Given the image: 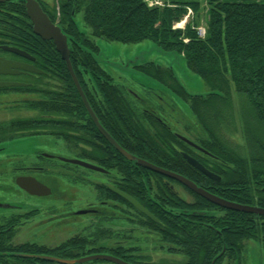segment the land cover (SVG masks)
<instances>
[{"label": "flooded vegetation", "instance_id": "flooded-vegetation-1", "mask_svg": "<svg viewBox=\"0 0 264 264\" xmlns=\"http://www.w3.org/2000/svg\"><path fill=\"white\" fill-rule=\"evenodd\" d=\"M10 1L24 3L26 7L25 0ZM38 1L51 17L58 0H53L55 3L52 0ZM57 8L56 20L51 19L62 27L60 5ZM31 25L34 32L33 23ZM76 26L79 28L78 23ZM79 31L81 35L65 31L69 35L70 49H79L78 41L85 33ZM10 36L8 30H0V58L12 61L10 65L0 64V83H10L0 86V264H119L103 258L79 260L97 254L113 255L134 264L186 262L188 255L182 247L188 245L189 241L182 239L183 225L190 223L197 226V222L211 225L216 212L220 215L224 211L219 208L222 206L216 204L218 208H197L195 203L199 194L178 179L135 163L121 152L124 158H119L112 150L104 153V149L109 150L111 146L117 148L99 123L131 153L133 148H143V144L151 139H156L155 142L168 139L172 148L178 149L187 161L184 153L200 162V158L206 162H211V157L217 159V154L210 150L212 141L209 139L213 136L209 138L210 133L206 136L205 131L199 134L198 122L191 119V123L188 122L186 114L179 116L175 111L177 100L171 95L137 81H131L136 83L134 87L119 83L112 70L100 60L82 65L79 76L75 71L94 111L93 115L73 78L71 81L60 77L40 79L39 74L46 73L47 69L39 66L36 56L29 52L33 59L8 50L10 47L26 49L9 39ZM50 41L53 43L50 49H58L54 41ZM93 42L96 45L85 49H95L94 52L99 54L102 50L100 42ZM161 47L166 51H175ZM30 65L42 72L30 70L27 68ZM132 68L151 76L186 101L196 95L187 90L173 66L149 60L136 62ZM72 81L81 102L70 93L73 90ZM17 82L20 84H14ZM41 82H46L47 87L42 90L35 88ZM21 87L35 89L23 91L19 89ZM137 88L142 89L143 93ZM24 93L34 95L25 97L22 95ZM40 101L51 102L52 108H38ZM63 101L70 102V106L60 108ZM34 102L38 104L32 107L31 103ZM22 108L27 112L22 113ZM193 114L199 119L202 114L203 120L205 117L208 121L215 119V115L210 119L209 115L204 116L195 109ZM23 118L34 119L33 125H9ZM61 147L65 150L56 151ZM9 153L17 154L20 163L9 166ZM146 160L187 176L181 172L178 165L184 163L178 158H163L159 162ZM164 163H176L179 169L167 167ZM202 163L208 167L204 161ZM137 177L139 181L146 182L150 193V200L146 204L148 207L144 206L158 221L119 192L138 200L137 190L141 191L142 188H136ZM85 191H91L93 195L89 197ZM185 211L209 212V215H191ZM145 216L160 223V227L154 229L152 224L146 222ZM158 216L166 221H161ZM169 233L170 238L167 237ZM224 244L218 253L222 258L220 264H224L227 255V264H231L229 254L235 250L234 264H247L242 248ZM198 245L206 244L200 241ZM228 251L229 254L225 255ZM47 256L75 262H60L45 258Z\"/></svg>", "mask_w": 264, "mask_h": 264}, {"label": "trees", "instance_id": "trees-1", "mask_svg": "<svg viewBox=\"0 0 264 264\" xmlns=\"http://www.w3.org/2000/svg\"><path fill=\"white\" fill-rule=\"evenodd\" d=\"M172 1L177 5L174 7L150 6L145 0H58L53 6L51 17L54 21L56 20L57 5H60L62 12L60 23L63 30L81 35L74 15L83 8L84 20L92 27V34L123 42H138L150 38L167 49L184 53L188 67L199 74L213 89L212 91L220 90L228 100L232 99L234 91L244 97L248 106L246 109L248 111L244 110L243 113L246 123L244 135L247 150L223 140L221 131L217 129L220 127L215 128L217 130L208 128L213 136V141L209 139L212 141L210 150L218 157L217 159L211 157V162L200 159L221 175L220 181L211 179L191 165L178 149L172 148L168 139L158 142H155L156 139H151L143 144V148L136 146L132 152L157 162L163 158L174 160L178 158V161L184 163L178 165L181 172L208 190L232 201L264 206V2L208 0L206 36L201 37L197 29L192 27L191 22H188L185 30L173 28L174 21H179L183 17L187 6L199 11V1ZM195 23L199 24L200 19ZM31 24L32 21L26 13L24 3L16 4L10 0L0 2V30L11 32L12 36L8 38L26 48L24 50L36 56V63L47 69L46 73L39 74L38 77L40 79L60 77L71 81L72 77L61 53L57 49H50L53 46L52 41L35 34ZM71 37L75 40L74 36ZM81 37L78 41L79 49H71V61L78 76L82 65L98 62L95 58V49H85L96 45L94 40L86 33H83ZM70 84L73 88L70 93L76 95L78 102H81L73 81ZM37 87L42 90L47 85L41 82L35 88ZM35 88L21 87L19 89L25 91ZM214 94L215 92L195 95L193 98L196 99L197 108H205L204 104H201L202 101L209 105V100H217L219 96ZM37 104L38 102H34L31 106L35 107ZM70 104L66 101L60 102V108ZM38 108H52V104L49 101H40ZM214 115L216 119V113ZM33 123L34 119L23 118L20 121L14 120L9 125L29 127ZM110 150L119 158H124L113 146L109 150L104 149V153L111 152ZM164 164L167 167L179 169L176 163ZM136 173L139 174L138 171ZM136 188H142L141 191L137 190V198L148 207L146 204L150 200V193L146 182L139 181L137 177ZM195 204L197 208H218L216 204L199 195ZM219 208L224 211L220 215L216 212L211 225L201 222H197V226L190 223L183 225L182 239L189 241L188 245L182 247L188 255V260L183 264H220L222 258L218 256V253L223 243L233 244L241 249L245 238L257 239L264 247L263 215ZM185 212L198 216L209 215V212ZM145 218L154 229L160 227V223H156L147 216ZM159 218L161 221H166L164 218ZM185 221L189 220L185 219ZM167 237L170 238L171 234L169 233ZM200 241L206 245H198ZM227 254L229 251L225 255ZM235 255L236 250L229 254L234 260ZM214 257L217 258L213 263Z\"/></svg>", "mask_w": 264, "mask_h": 264}, {"label": "rangeland", "instance_id": "rangeland-1", "mask_svg": "<svg viewBox=\"0 0 264 264\" xmlns=\"http://www.w3.org/2000/svg\"><path fill=\"white\" fill-rule=\"evenodd\" d=\"M149 5H158L161 7L171 6L174 7L177 3L172 0H145ZM199 1V11L197 12L193 7L187 6V11L179 21H174V29L185 30L188 22L192 23V27L196 28L198 31L199 27L207 29V19H208V0H197ZM254 1H263L264 0H254ZM51 2H54L53 0ZM158 2V3H156ZM55 3V2H54ZM59 12V8H57ZM76 14V23L79 25V29L85 32L91 39L99 41L100 46L102 47L101 52L98 54L100 62L112 70L115 79L122 84H127L132 87L136 83H131V81H137L143 84L146 87H153L159 92L164 93L165 95H171L177 100L176 110L179 113V116L186 114V120L190 122H198V133L202 134L203 131L207 132L206 136L210 131L209 127L215 129L217 128L220 133L221 138L226 140L227 143L235 145L239 148L247 150L246 138L244 135L245 128V116L244 110L247 112L248 106L246 104L245 98L240 96L236 91L233 92L232 99L225 98L220 90H214L216 95L219 98L217 100H209V105H206V102H201L204 104V109H198L195 103L196 99L184 100L181 96H177L171 93L170 89L167 90L163 85H161L156 80H153L146 74H143L140 71L132 68V65L136 62H144L149 60H154L165 65L173 66L180 80L183 82L184 86L188 91L196 93L199 95L208 93L213 89L206 83V81L197 73H195L191 68L188 67L187 61L184 53L179 51H166L161 45L150 39H144L138 42H123L119 40H111L106 37H101L98 35L92 34V27L87 25L84 20L85 10L82 8ZM200 19V23L196 24V20ZM46 83V82H45ZM137 91L143 93L142 89L137 88ZM214 94V95H215ZM21 95V94H18ZM25 97L32 96L29 93L22 94ZM36 96V95H35ZM199 103L198 101H196ZM193 109L199 110L203 115H209L210 119L216 113L215 120H209L205 117V120L202 118H197L193 114ZM16 112V111H15ZM19 112V111H18ZM22 113H26V109H21ZM7 114H10L7 112ZM174 125L176 123L172 121ZM191 123V122H190ZM178 127L181 128L180 125ZM215 129V130H217ZM189 132V131H188ZM192 134V132H189ZM209 134V138L211 137ZM213 141V138H210ZM65 148L61 147L56 151H64ZM8 165L14 166L19 164V157L17 154L9 153L8 155ZM8 166V167H9ZM215 172V171H214ZM217 173V172H215ZM218 174V173H217ZM181 191L182 188L179 187ZM86 192V191H85ZM86 194L91 197L93 193L87 191ZM186 195V194H185ZM189 196V195H188ZM191 198V197H189ZM244 245L242 247V253L244 254L247 264H264V247L261 241L254 238H245L243 240ZM247 248V250H246ZM223 249L222 251H224ZM184 259V258H180ZM228 255L225 258L224 264H227ZM183 261V260H180ZM234 259L231 258V264H234Z\"/></svg>", "mask_w": 264, "mask_h": 264}, {"label": "water", "instance_id": "water-1", "mask_svg": "<svg viewBox=\"0 0 264 264\" xmlns=\"http://www.w3.org/2000/svg\"><path fill=\"white\" fill-rule=\"evenodd\" d=\"M1 1H5V0H0ZM25 4H26V10H27V14L29 16V18L31 19L32 23H33V29L34 32L36 34H38L39 36H41L44 39L47 40H53L54 43L57 46V50L61 53L63 59L66 61L69 72L75 82V84L78 87V90L83 98V100L85 101V103L88 106V109L94 114L93 109L91 108L89 101L86 97L85 92L83 91L81 84L78 80V77L75 73L72 61H71V49L69 48V35L63 30V28L56 24L51 17L49 16V14L43 9V7L41 6V4L39 3L38 0H25ZM11 51H15L19 54H22L24 56L30 57V58H34L32 57L27 51L22 50V49H17V48H13L10 47ZM95 58L97 60H99L98 58V54H95ZM0 64H12L11 60H6L4 58H0ZM30 70L36 71V72H42V70H40L39 68L30 65L29 67ZM144 74V73H143ZM149 76V75H147ZM150 78H152L151 76H149ZM153 79V78H152ZM155 80V79H153ZM157 81V80H156ZM158 82V81H157ZM7 85L10 83H0V86L3 85ZM14 84H20V83H14ZM213 92V91H211ZM211 92L202 94V95H206L209 94ZM97 122L99 123L98 119ZM99 126L101 127L102 131L107 135V137H109V139L111 140V142L114 144V146L119 150V152H121L124 156H126L128 159L130 160H134L135 163L144 165L147 168H150L153 171L165 174L167 176L173 177L178 179L179 181H181L182 183H184L185 185H187L189 188H191L193 191H195L196 193H198L199 195L203 196L204 198L208 199L209 201L222 206L224 208H229V209H234V210H238V211H244V212H249V213H257L259 215H263L264 216V206H260V205H256V204H244V203H240V202H236V201H232L229 199H226L204 187H202L201 185H199L197 182H195L194 180H192L191 178L182 175L180 173L174 172L168 168L165 167H161L158 166L144 158H141L133 153H131L130 151H128L127 149H125L119 142H117V140H115L105 129L104 127L99 123ZM185 158L188 159V161L193 164L194 166H196L197 168H199L201 171H203L206 175H208L209 177L216 179V180H220L221 176L217 173H215L214 171L210 170L208 167H206L202 162H200L197 158H195L194 156L189 155L188 153H184ZM81 163H84L82 161H79ZM86 165L89 166H93L96 167L92 164L86 163ZM98 168V167H96ZM120 194H122V196H124L125 198L129 199L133 204H135V206L137 208H139L141 211H143L144 213H146L148 216L152 217L153 219L158 221V218L148 209L146 208L143 204H141L135 197L130 196L129 194L119 191ZM220 255V254H219ZM218 255V256H219ZM217 256V257H218ZM216 257V258H217ZM47 259H55L58 260L60 262H75V260H65V259H58V258H54L51 256H47L45 257ZM98 258H103V259H108V260H112L114 262H117L119 264H134V263H130L128 261H125L121 258H118L116 256L113 255H109V254H97V255H90L87 257H84L81 260H89V259H98ZM215 258V259H216ZM215 259L213 260V263L215 262Z\"/></svg>", "mask_w": 264, "mask_h": 264}, {"label": "built area", "instance_id": "built-area-1", "mask_svg": "<svg viewBox=\"0 0 264 264\" xmlns=\"http://www.w3.org/2000/svg\"><path fill=\"white\" fill-rule=\"evenodd\" d=\"M156 3H158V2H156ZM151 4L152 5H150V6H154L153 4V2H151ZM198 34L201 36V37H204L205 35H206V28H203V27H199L198 28Z\"/></svg>", "mask_w": 264, "mask_h": 264}]
</instances>
